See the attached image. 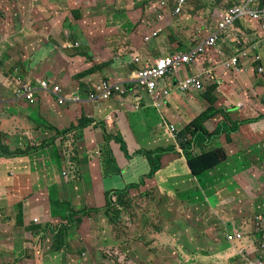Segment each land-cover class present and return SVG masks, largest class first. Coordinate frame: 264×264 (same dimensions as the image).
<instances>
[{"label":"crops","instance_id":"obj_1","mask_svg":"<svg viewBox=\"0 0 264 264\" xmlns=\"http://www.w3.org/2000/svg\"><path fill=\"white\" fill-rule=\"evenodd\" d=\"M91 1L93 5H90ZM100 1V6H96V0H78L68 5L71 9L77 6L76 10H79L81 4H88L73 18L76 19L78 15L85 17L76 21L72 27H66L64 24L60 30L64 33L61 41L58 42L61 49L77 46L72 47L73 52L69 53L77 54L79 58L69 59L54 45L52 49L47 50L50 43L45 39L46 47L43 48L42 53L32 56L36 63L30 68L33 72H27L34 81L46 79L66 86L67 94L71 93L80 98L79 104L66 103L57 106L45 95L39 96L33 105L17 101L8 88L6 75L0 74L1 144L7 148L8 155H15L17 152L24 155L13 159L0 157V254L5 252L10 257L13 255V260H17L21 254H27V248H32V245L26 241L28 233L34 232L36 240L46 237L50 218L46 192L55 186L59 189L62 187L71 189L72 186L66 184L64 179L70 174L73 179L67 181H73L74 185L77 184L76 187L79 186L78 182L82 180V176H79L72 163L80 161L81 156L88 160L86 181L94 187L88 188L87 193H82L83 197L73 198L72 206H74L73 201L79 200L84 202L82 203L84 206L103 207L104 192L122 190L119 189V181H123L124 185L125 175L128 177L137 169L150 172L156 160L162 163L168 173L166 178L163 177L165 178L163 183H158L161 179H157L162 172L153 180L145 181H154L159 189L166 188L167 198L155 200V206L177 208L186 206L187 211L190 209L192 211L188 216H192L194 204L200 211V206L205 203L204 199L208 200L207 193L210 191L215 200V207L207 206L213 210V213L223 212L222 217L225 221L222 224L224 228L227 225L226 233H245L246 238L238 242L240 245L251 243L249 234L255 236L254 240L257 238L264 243V221L255 222V218L264 216V72L260 76L253 71L252 67L256 66V62L254 63L252 56L249 59H241L246 72L236 73L223 68L221 65L234 53L228 50L229 43L223 41L218 50L209 54L210 57H204L202 63L199 61L198 64L190 67H183L174 79V86L170 79L161 82L160 89L172 91L175 85L185 78L199 76L204 86L201 90H191L187 94H178L179 91L174 93L160 110L152 107L149 98L142 90H135L136 96L144 101L138 111L134 109V100L131 96L97 105L88 103L81 99L78 88L87 86L88 91H91L100 81L130 80L134 68L125 63H130L136 58H141L145 62L147 60L145 58L153 55L151 49L156 56L162 57L180 48L192 46L191 41L194 36L198 35L201 25L206 24L202 20L207 11L192 6L193 0H187L186 9L192 14L185 23L180 17H174L172 12L166 10L154 12L158 6L156 2L159 0H137L144 1L146 5L139 21L128 17V0ZM201 1L208 2V0ZM174 2L175 0H170V4L173 5ZM224 3L225 0L221 3L223 8ZM140 5L142 2L133 4L131 9ZM124 13L126 16L123 15ZM107 19L115 21L110 28H116L121 38L128 37L125 43L105 46L101 42L94 41L93 38L86 41L77 39L78 36H82L80 31H87L92 37L91 32L100 29ZM195 19L200 21L197 22ZM128 22L132 26L136 25L135 31L129 34ZM156 28L161 31L159 37L145 44L144 37L148 35L147 32ZM70 29L74 32L68 38ZM254 29L255 33H252L250 30ZM240 30L241 37L231 34L227 39L231 43L236 42L239 45L243 43L245 49L254 45L261 56L264 70V39H261L263 36L251 26H244ZM240 30L237 29V33H240ZM26 37L33 38L32 34ZM123 50L127 53L122 54ZM250 53L255 55V52L250 51ZM219 58L223 59V63ZM69 60L75 62V70L72 62L68 63ZM122 71H124L123 75L120 74ZM207 71H212L211 81L203 76ZM83 73L86 75L78 82L72 81L74 75ZM95 81L98 82L94 83ZM210 101H212L211 105ZM208 110L211 114L203 125L205 131L198 130L195 122ZM83 115L87 117L88 128L83 130V141H78L80 127L77 126ZM234 126L237 132L231 136L218 133L219 128L231 129ZM72 127L74 129L70 130ZM172 130L175 132L172 133ZM195 131L197 132L194 135ZM64 132L67 134L64 135ZM205 133L209 137L205 142L209 151H222L228 160L200 177L193 178L187 162L201 152L198 144ZM73 142L79 147L69 150L67 147ZM122 143L126 144L127 157L129 153L135 154L131 161L126 160L124 146H119ZM102 153L107 159L113 157L122 172L119 177L106 176L111 178L110 190L102 188L105 180V176L101 175L99 163V158H103ZM157 153L165 154L157 159L147 157V154L149 156ZM69 166L74 167L69 168ZM125 170L128 172L125 173ZM33 174L36 175L35 180L32 178ZM167 182L171 184L164 185ZM217 215L219 216V213ZM219 219H222L221 216ZM260 226L263 228L262 231H259ZM179 236L180 234H176L171 239L175 241ZM201 236L198 242L199 237L192 233L189 235L191 242H182L181 246L189 254L194 246L203 247L211 237L207 228L202 231ZM193 240L197 243H193ZM40 248L41 242L38 245V249ZM244 249L248 250L246 246ZM248 251L251 252L249 260L258 262L259 256L253 252L252 247ZM243 259L247 263V257ZM2 262L0 260V264Z\"/></svg>","mask_w":264,"mask_h":264},{"label":"rangeland","instance_id":"obj_2","mask_svg":"<svg viewBox=\"0 0 264 264\" xmlns=\"http://www.w3.org/2000/svg\"><path fill=\"white\" fill-rule=\"evenodd\" d=\"M142 5L132 8L133 4L141 3ZM138 2L137 0H128V17L136 19V15L141 14V9L146 7L144 1ZM223 0H209V7L211 8V17L214 18L213 8L215 11H224L222 3ZM226 2V0H225ZM193 5L205 6L201 0H193ZM235 3L230 0L228 8L234 6ZM4 17L2 21L6 24V28H3L0 32V37L5 38L8 42L16 45L15 51L33 53L38 47L43 46L45 39L49 41L47 50L52 49L53 45L56 49L63 52L68 57L69 52H73V49H61L58 42L61 41V36H64L62 31H51L48 33L42 26V22L48 13H53L56 17L59 14L50 6L44 10V3L42 0H6V5L3 7ZM75 11V10H74ZM72 10L66 8L64 22L66 27L74 26L75 22L85 15H78L76 19L71 16ZM124 16L125 13L123 14ZM219 15V13H217ZM74 31L72 29L66 31L68 38ZM199 31L197 34L201 33ZM48 33V34H47ZM58 33V34H57ZM92 37L89 36V32L80 31L82 36H78L80 41H86L93 38L94 41L100 42L104 40L103 32H91ZM32 34V39H27V35ZM68 44H74L73 42H67ZM264 44V43H263ZM152 56H148L147 59L155 61L157 56L153 49ZM127 53L126 50L122 51V54ZM73 54V53H71ZM210 57V55H208ZM21 59L22 56H18ZM212 57H215L212 55ZM69 58V57H68ZM3 59V55L0 54V60ZM73 59V58H69ZM220 59V58H219ZM221 61L223 59H220ZM122 61V60H121ZM127 61V60H126ZM67 62V61H66ZM74 62L69 60L68 63ZM259 62L262 64L261 56L259 55ZM223 63V61H222ZM221 63V64H222ZM129 68V67H128ZM3 74H8L6 71H1ZM257 75L259 73L255 71ZM124 71L120 74L123 75ZM74 81V80H73ZM7 84L12 83V79L6 76ZM77 82V81H75ZM98 81H95L96 83ZM70 92L72 89L69 90ZM81 94H87L88 89L81 91ZM183 94V93H178ZM82 100H87L86 96L81 97ZM144 139H150L144 137ZM79 145L76 142L67 148L69 150ZM119 146L126 147L125 143ZM118 147V146H116ZM5 148V147H4ZM132 150V149H131ZM71 153V152H68ZM125 155V154H124ZM127 155V154H126ZM24 155L20 153L19 157ZM133 157L134 155H128ZM16 157H10L13 159ZM80 161L72 163L77 169L79 176H82V180L78 182L82 186L81 189L88 188L89 182L86 181L87 175V161L80 157ZM113 158V157H112ZM5 159V158H2ZM114 159V158H113ZM74 158L71 159L73 161ZM74 166H69L73 168ZM106 169L107 174L115 172V168L112 169L108 164H103L100 167L101 175L104 177V171ZM70 171H72L70 169ZM81 171H83L81 173ZM128 170H125L127 173ZM149 172L137 169L134 174L125 175V184L123 181H119L120 188L124 193V197L120 199H114L111 206H106L104 209H100L97 206H84L83 201H73L75 209H86L88 211V217H83L80 224L76 225L75 232L71 233L72 226L69 227V231L60 229L56 233L58 227L61 225L56 222L55 218L50 216L48 222V234L46 237L38 238L36 240L35 233L28 232L27 242L30 243L32 248H27V254H21L17 260H13L5 252H1L0 260L1 264H264L263 262H257V260H249L251 258V252L248 251L252 247L251 243L247 246L245 244L240 245L243 240L235 237L226 238V228L222 224L224 218L222 217V211H214L215 200L211 196L212 193H207L208 200L204 199V204L200 206V211L197 209V205L194 204V213H191V209L187 211L186 206H155L154 202L164 200L166 197V188L159 189L155 185L154 181L145 182ZM33 180L36 179V175H32ZM65 180L73 179L70 174ZM102 188L110 190L111 178H104ZM83 182L85 184H83ZM164 181L158 182L163 183ZM202 183L204 180L201 181ZM170 182L164 185H170ZM136 185V186H132ZM132 186V187H130ZM127 187V188H126ZM126 188V189H125ZM50 189V188H49ZM48 189V190H49ZM125 189V190H124ZM181 186L179 185V190ZM119 192L118 190H114ZM48 192V191H47ZM110 192V191H109ZM84 193V192H83ZM63 193H61L62 195ZM154 197V199L152 198ZM59 200H67L66 198H58ZM168 205V204H167ZM223 210V208H222ZM8 212V207L6 208ZM219 213V216L217 215ZM221 216V220L219 219ZM15 219L18 220V212H15ZM192 226V228H191ZM190 227V228H189ZM207 228V232L210 234V239L207 244L202 246H194L193 251L188 252L183 249L182 242L190 241L189 235L193 233L194 236H198V242L202 238V231ZM69 234L73 238H66ZM176 234H180L178 239L173 241L171 237ZM167 236V237H164ZM52 241V246H51ZM41 242V248L38 249V245ZM193 243H197L194 240ZM248 250H245L244 247ZM5 250V248H4ZM37 252H36V251ZM253 250V247H252ZM177 255V260L175 256ZM247 257V263L242 257ZM162 261V262H161Z\"/></svg>","mask_w":264,"mask_h":264},{"label":"clouds","instance_id":"obj_3","mask_svg":"<svg viewBox=\"0 0 264 264\" xmlns=\"http://www.w3.org/2000/svg\"><path fill=\"white\" fill-rule=\"evenodd\" d=\"M76 1H78V0H54V4L59 9L60 4L62 3V4H64L65 9H66V8H68V5H71L72 3L76 2ZM181 1H183V4H180ZM232 1L235 3V5L232 6L231 8H229V9H227L228 5L230 3V0H226V2L224 3V8H225L224 11L218 12V11H215V9H216L215 7L213 8L212 11H214V18L215 19L212 22H211V20L213 19V17H211V8L209 7V0H208L207 3H205V6L203 5V6L200 7V8H204L207 11L206 15L203 17V20H202V21H205L206 24L201 25L200 31H202V32L199 33L197 36H194L193 40L191 41L192 42L191 43L192 46H189L187 48H180V50H177L176 52L171 53V54H166V55H164L162 57L161 56L158 57V55H157V59L155 61H150L147 58H145V59H147L145 62L142 61L141 58L133 59L130 63H125L126 65H129V66L134 68V73H133V75H132L130 80H123L121 82H113V81H107V80L106 81H100L97 85L93 86L91 91H88L87 94H81L80 93L81 91H84V90L88 89L87 86H83L81 88H78L79 95L81 97L86 96L87 100H85V101H87L88 103H91V104H95V105L102 104V103H107V102H110V101H112L114 99L125 98L126 96H131L133 98V100H134V105H135L134 109L136 111H138V110H140L141 105H142V103L144 101H142L140 98H138L136 96L135 90H137V91L142 90V91L145 92V94L149 98L152 107L155 110H160L165 105L166 101L169 100L174 93L178 92L179 85L182 82H184V80H186L187 78H185L183 81L177 83L172 91L171 90H167V89H160L161 82L166 80V79H170L172 85L174 86V79L176 78L177 74L179 73V71L183 67H190L191 65L198 64L199 61L202 63L203 60H204V57L207 56V54L209 52L218 50L219 49V45L223 41H226V42L229 43L230 46H227L228 50L234 51L232 56L225 63H223L221 65L223 68H225V69H227L229 71L236 72V73L246 72V69L243 67V65L241 63V59H249L252 56V59H253L254 63L256 62V66L252 67L253 71H257L259 73V69H261L262 73H259V75L262 76L263 72H264V70L262 68V64H260V62L256 61L257 58L259 59V55H260L257 52V48L254 45H252L251 48L245 49L243 47V43H241V45L237 44L236 42L231 43L227 39V36H229L231 34L237 35L236 32H235V30H237L236 29V25L238 23H240L242 28L244 26H251V28H256L261 33V36H263L261 39H264V25L262 26L261 24H258L256 22L254 23V22H251V21H249L247 19H243V20H240V21L237 20V21H235V23L233 25H231V26L228 25L227 27L222 29L221 28V24H224L225 17L231 11H233L235 7L240 6V5L245 3V0H239V1L238 0H232ZM42 2L44 3V10H45L46 8H48V6L46 4V0H42ZM100 2H101L100 0H96V6H100L101 5ZM201 2H202V4H204L203 1H201ZM156 3H157L158 6H157V8L154 9V12H158L159 10H166V11L172 12L174 17H180L183 20L184 23L189 18V15L192 14L191 11L186 9L187 8V0H175L173 5L170 4V0H159ZM260 3L263 4L264 0H260ZM90 5H93L92 1H91ZM191 5L194 6L193 5V1L191 2ZM86 6H88V4L87 3H83L79 7L80 8L79 10H76L77 6H74L75 9L69 8V9L72 10L71 16L72 17L76 16L78 14V12L82 11ZM194 7L199 8L198 6H194ZM177 9H180V13H178V14L176 13ZM217 13H219V15H217ZM192 16H194V14ZM195 20L197 22L200 21V20H197V19H195ZM114 22H115L114 20H108L107 19V20H105V24L100 26V29H98V30L94 29L93 30V32L97 31V32H103L104 33V40H101L100 41L101 43L109 42L110 46H114L115 42L118 39L121 38L119 36L118 32L116 31V28L115 29L110 28V27L113 26ZM250 31L252 33H255V29L254 30H250ZM147 34L148 35L144 37V43L145 44H149L152 41H154L155 39H157L159 37V35L161 34V31H160V29L156 28V29H153V30L147 32ZM214 35L216 36L215 45L212 46V47H208L206 45L207 40L210 37L214 36ZM235 38H237V37H235ZM10 45H11V42H8L5 38H1L0 37V47L1 46H10ZM43 45H44V43H43ZM44 47H46V45H44ZM44 47L43 46L38 47L37 50L35 52H33V53L23 52V54H22L23 57H21V60L22 61L25 60L24 66H26L29 69L31 67L35 66L36 63H35L34 58L32 56L40 55L42 53ZM72 47L76 48L77 46H72ZM72 47H70L68 49H73ZM199 48L202 49V52L196 54L197 57H196V59L193 62H189L188 65H184L183 67H181L175 74L167 75V77H165L163 80H161L159 82L157 93L159 95H161L163 102H162L160 108H156L154 106V104H153L152 97L150 96V94L146 91L145 88L141 87L140 84H138V74H139V72L142 71L145 66H153V65H155L156 62L159 61V60H170V59H173V58L179 57V56H182V57L190 56L191 54H193ZM232 48H236L238 50H235V49L233 50ZM172 50H174V49H172ZM236 51H238V53ZM250 51L255 52V55H251ZM54 53H55V50H54ZM48 56L51 57L50 54H48ZM68 57L69 58H76V57L79 58V56L77 54H74V53L73 54L69 53ZM255 57H256V59H254ZM136 61H138V62H136ZM231 63H235V65L232 67ZM72 64H73V67H74V70H75V62H73ZM135 68L137 70H135ZM203 76L208 81H211L213 79L212 71L204 72ZM194 77H199V76H191V77H188V78H194ZM12 81H13L12 83L8 84V88L11 89L14 99L17 100V101H20V102H25V103H27L29 105H33L39 96H44V95L50 97L57 106H63L66 103L79 104L81 102L80 98L75 97L74 94H71V93L67 94L68 93L67 87L62 85L61 83L56 82V81H50V80H46V79L35 80L33 87H30V86H27V85H24V84H20L19 82H16L13 79H12ZM72 81H73V79H72ZM200 81L202 82V87H201V89H202L203 86H204V83H203V80L201 78H200ZM103 84H107V85H111L112 84V85L120 86L123 94L122 95H114L110 99L105 100V101L99 100L98 99V95H99L98 94V89ZM201 89H199V90H201ZM191 90H193V89H191ZM127 91H128V93H126ZM187 93H185V94H187ZM165 94H167V95H165ZM82 117H85V116L83 115ZM85 118H87V117H85ZM93 127L94 128H100V127H97V126H93ZM63 134L65 135L67 133H63ZM177 136H178V134H177ZM124 156H125L127 161H131L133 159V157H129V156L127 157L126 154ZM147 157L151 158L150 156H148V154H147ZM86 161H87V165H88V160H86ZM117 167H118L119 171H118V173L114 174V177H119L122 174L118 164H117ZM118 191L119 192H123V190H118ZM103 207H101L100 209L102 210ZM75 210H77V209H75ZM49 215H50V209H49ZM50 216L52 218H55L57 223L61 224L58 227L56 233H58V231L62 227L66 226V221L65 220H62L58 216H52V215H50ZM56 217H58V218H56ZM49 220H50V218H49ZM255 220H256L257 223L261 222V221H264V216L257 217V218H255ZM81 221H82V218H81ZM262 230H263V228L260 226L259 227V231H262ZM31 231H34V230H31ZM235 235L236 234H234V233H227L226 234V238L235 237ZM256 240H257V238H256ZM262 245H264V243L260 242L261 253H258L257 249L252 245L253 252L256 253L259 256L258 257V262H263L264 261V256H262V254L264 253V248L261 247Z\"/></svg>","mask_w":264,"mask_h":264},{"label":"trees","instance_id":"obj_4","mask_svg":"<svg viewBox=\"0 0 264 264\" xmlns=\"http://www.w3.org/2000/svg\"><path fill=\"white\" fill-rule=\"evenodd\" d=\"M46 4L48 7H52L58 14L59 17H56L53 13H48V16L44 18L43 22H42V26L48 30V32L51 31H57L59 32L61 30V27L64 25V22L66 20V17L63 16L64 12H65V6L64 4H60L59 9L57 8V6L54 4V0H46ZM6 5V0H0V32L2 31L3 28H6V24L2 21V18L4 17L3 14V7ZM152 7V6H150ZM149 7V8H150ZM145 10L141 9V13ZM141 18V14L140 15H136V21H139ZM138 25V23H137ZM128 26V34L131 33V31H135L136 29V25L132 26V24L130 22L127 23ZM144 26V25H143ZM143 26H141V28H143ZM242 28L241 24L238 23L236 25V29L240 30ZM241 31V30H240ZM236 34L241 37V33H237V31L235 30ZM128 37L124 36L120 39H118L114 46L117 45V43L119 42H123L125 43V41L127 40ZM105 46H110L109 42H105L103 43ZM15 47L16 45L11 43L10 46H1L0 47V54L3 55V59L0 60V70L1 71H6L8 74H3L0 72V74L2 75H6L9 76L10 78H12L13 80H15L16 82H19L20 84H24L30 87L34 86V80L30 79L29 75H27V72L30 71L31 73L33 72L32 70H30L29 68H27L26 66H24L25 60L22 61L21 59H19L18 56H21L23 54L20 52L15 51ZM215 51L209 52L207 54V56L209 54H213ZM79 56V55H78ZM80 57V56H79ZM206 57V56H205ZM215 66H217V64H215ZM98 68V67H96ZM86 75V73L83 74H79V75H75L72 77V79L74 81H77L82 79L84 76ZM208 96L206 95L205 98H207ZM211 102H209V104L211 105ZM211 110V109H210ZM208 110L205 113H203L199 119L196 120L195 122V127L201 131H205L203 128V125L206 123V121L208 120L211 111ZM88 120L85 117H82L79 121H78V126L80 127L78 128L79 130V138L78 141H83V130L88 128ZM74 128L72 127L70 130H73ZM236 126H234L233 128L229 129V128H225V129H221L219 128V132L220 134L225 133L227 135H230L237 132ZM197 131H195L193 134L195 135ZM67 133V132H64ZM206 138H209L207 133L203 134V136L201 137L200 143L198 144V147L201 148V152L198 153V155L194 156L192 159L188 160L187 165L188 168L191 172V177H200L201 175H203L204 173H206L207 171H210L214 168H216L217 166H219L220 164L224 163L225 161L228 160V157L226 156V154L222 151L219 150H215V151H209L208 146L205 145L206 142ZM123 152L124 154H127L125 147H123ZM103 149V148H102ZM6 150L7 148L3 147L1 144V138H0V157L5 158V159H9V157H19L20 153L17 152V154L15 155H8L6 154ZM165 154V153H164ZM164 154L160 155V154H154V155H149L152 158H159L161 156H163ZM103 158L100 159L99 158V163H100V167L103 164H108V166H111L112 169L115 168V172H113L112 174H107V170L106 169H101L104 171L103 176H105V178L107 177H112L114 176V174L118 173V167H117V163L116 160H114L113 158H108L104 157V154L102 153ZM151 159V158H150ZM159 160V159H158ZM162 172V175L157 178V179H161V181H164L166 178V174L168 173L167 171L164 170L162 163L161 162H157L156 160H154V165L151 168V171L147 177V179L149 180H153L157 174H160ZM107 176V177H106ZM165 177V178H163ZM163 178V179H162ZM66 181V184H68L69 186H72L71 189L67 190V187H62L61 189L57 188V186L55 187H51L48 192H46V194L48 195V204H49V208H50V215L52 216H58L60 217L62 220L66 221V226L62 227L64 229V231L68 232L69 231V227L73 225L72 227V232H75L76 230V225L80 224L81 222V216L83 217H88V211L85 209H77L75 210L74 207L71 205V201L73 198L79 196V197H83V192L89 191L88 188H92L94 187L93 184H88V188L83 190L81 189L82 186L85 185H80L78 187L77 184L74 185L73 181ZM83 184H85L83 182ZM135 186V185H132ZM130 186V187H132ZM86 187V186H85ZM97 187H101V186H97ZM91 192V191H90ZM61 193H63L61 195ZM93 193V192H92ZM126 193L124 192H115V191H110V192H104V200H105V205L103 207V209L106 206H111V204L113 203V201H115L114 199H120V197H124L127 196L125 195ZM58 198H66L67 200H59ZM56 217V218H58ZM251 222V221H250ZM256 222V221H255ZM257 223V222H256ZM61 228V229H62ZM242 232V231H241ZM249 236L251 237L250 239L251 241V245H253L258 253H261L260 250V242L258 240L254 241L255 236L249 234ZM66 238H73L71 237V235L67 234ZM235 238H239L241 240H244L246 238L245 233H236ZM254 241V242H253ZM51 246H52V241H51ZM177 255L175 256V260H177ZM162 262V261H161Z\"/></svg>","mask_w":264,"mask_h":264},{"label":"built area","instance_id":"obj_5","mask_svg":"<svg viewBox=\"0 0 264 264\" xmlns=\"http://www.w3.org/2000/svg\"><path fill=\"white\" fill-rule=\"evenodd\" d=\"M183 4V1L180 2ZM176 13H180V9H177ZM247 19L251 22H256L258 24L264 25V3L261 4L260 0H245V3L237 6L231 11L224 19V24H221V28H225L228 25H233L237 20ZM216 36H212L207 40L206 45L212 47L215 45ZM202 49H197L193 54L186 57H175L170 60H159L153 66H145L142 71L138 74V84L141 87L145 88L146 91L152 97L153 104L156 108H160L162 104V97L157 93L158 85L161 80H163L167 75L175 74L181 67L188 65L189 62H193L197 53H201ZM259 59L257 58L256 61ZM138 62V61H136ZM235 63H231L233 67ZM259 73H262V70L259 69ZM202 87V82L199 77L187 78L179 85L178 91L180 93H187L191 89L199 90ZM98 99L99 100H108L114 95H122L123 92L120 86L117 85H107L103 84L98 89ZM167 95V94H165ZM175 131L172 130V133ZM264 248V245L261 246ZM261 264V263H258Z\"/></svg>","mask_w":264,"mask_h":264}]
</instances>
